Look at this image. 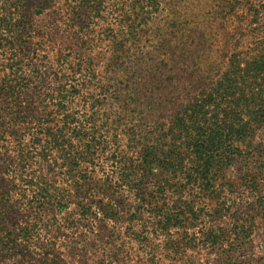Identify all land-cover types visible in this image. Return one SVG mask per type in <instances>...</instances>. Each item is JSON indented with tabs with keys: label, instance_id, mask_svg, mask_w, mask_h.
I'll return each instance as SVG.
<instances>
[{
	"label": "trees",
	"instance_id": "obj_1",
	"mask_svg": "<svg viewBox=\"0 0 264 264\" xmlns=\"http://www.w3.org/2000/svg\"><path fill=\"white\" fill-rule=\"evenodd\" d=\"M160 5L0 0V264H198L205 248L234 264L264 229V0L218 7L219 22H170ZM42 33L76 34L46 91L24 71ZM91 33L110 38L103 76L96 55L83 67Z\"/></svg>",
	"mask_w": 264,
	"mask_h": 264
},
{
	"label": "rangeland",
	"instance_id": "obj_2",
	"mask_svg": "<svg viewBox=\"0 0 264 264\" xmlns=\"http://www.w3.org/2000/svg\"><path fill=\"white\" fill-rule=\"evenodd\" d=\"M161 5L160 7L163 8L164 11L160 13L159 17H164L168 19L170 22H177L178 20H188L192 22L196 18L204 19L206 17H213L215 16V19L217 22L221 21L222 14L220 12V9L218 7H223L225 11H229L231 7V3L233 0H160ZM29 21H31L34 25H38V27L42 26V28H45L48 24L51 22L50 15H36L33 13L29 14ZM17 34H14V37ZM44 33H42V36H38V38H35V42L45 41ZM75 36L74 35H62L60 38L54 39L52 42H48L47 39L44 44H41L40 49H34L35 43L29 42L26 44V55L24 56V61L26 63L24 67L25 74L30 75L32 72L36 73L35 70L38 69L42 76L40 77V80L37 77V80L34 81L35 85H40V91H46V87L49 85H53L51 82V75H49L47 68L50 67V64H48V60L52 61V58L54 57L55 49H57L59 46L64 45L65 47H69V45H72L75 43ZM89 37V38H88ZM86 40V43H82L81 47L84 48L85 53L87 56H85L83 67L90 68L91 66L88 63V57L95 56L97 57V60L100 61V63L97 66V71L99 76L105 75L104 72H106V68L104 66L105 57L107 56V52L109 49V43L110 38L106 35H102L100 33L95 34H87L84 38ZM32 41V40H31ZM83 41V40H81ZM146 40L143 39L141 45H146ZM50 43V44H49ZM84 46V47H83ZM13 48H17L18 44L17 42H13ZM87 47V48H85ZM12 49V48H11ZM98 54V56H97ZM70 57V56H69ZM101 57H104L101 59ZM71 61L73 59V65L71 68L75 67V62L78 63L76 59L73 57H70ZM87 63V64H86ZM78 69V66H77ZM85 73V72H84ZM92 73V72H91ZM8 71L3 70L1 72V76L8 75ZM44 80V81H43ZM32 100L35 102V106L39 107V98H36L35 96L32 97ZM39 103V105H38ZM31 122L34 123V120L31 119ZM253 146H255L258 149H261L264 153V134L259 133L256 135L253 139ZM6 152V151H3ZM19 200V211H21V204L23 200ZM212 203V202H211ZM24 207L26 208L25 204ZM22 207V212L23 208ZM73 212H77L75 204H72L65 212L62 214H58L57 218L60 221H63V218L73 217L76 214ZM52 216L51 211H47L44 213V219L49 220V218ZM87 232V230H84L82 228L75 229V232H69L66 229H63L59 234L61 239H67L71 235H83V232ZM45 232V231H43ZM84 237V236H82ZM46 236L45 233H43L42 240H45ZM253 242L248 245L245 249L241 250L240 252L236 253V257L238 258L237 261L234 262V264H264V229L258 231L255 236L253 237ZM60 244V241H58V245ZM94 245V244H93ZM198 264H211V261L209 258H216V255H210L208 253V249H202L201 251L194 253ZM88 254H83L81 256H77V258H71L70 264H91L92 258H87ZM82 262V263H79ZM116 264H120L119 261L116 262Z\"/></svg>",
	"mask_w": 264,
	"mask_h": 264
}]
</instances>
